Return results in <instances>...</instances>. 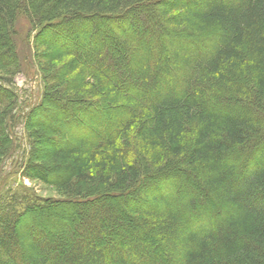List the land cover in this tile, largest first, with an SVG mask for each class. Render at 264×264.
Segmentation results:
<instances>
[{
	"label": "trees",
	"instance_id": "obj_1",
	"mask_svg": "<svg viewBox=\"0 0 264 264\" xmlns=\"http://www.w3.org/2000/svg\"><path fill=\"white\" fill-rule=\"evenodd\" d=\"M154 1L159 0H0V73L20 72L13 33L19 17L40 29L33 40L46 50L34 52L45 90L27 114L29 152L22 176L52 185L62 197L8 201L0 209V264H264V0H160V15L171 28L164 30L166 56L163 47L157 56L158 41H141L150 34L145 27L135 32L137 24L122 30L129 31L121 36L130 43L129 61L116 57L99 33L86 32L87 40L79 43L69 35V28L82 30L84 23L125 25ZM64 29V63L54 65L46 53L53 42L42 39ZM167 61L176 67L163 81ZM133 65L143 73L137 74ZM135 86L143 87L142 93ZM9 88L0 78V161L10 144L7 111L17 106ZM216 97L234 98L235 104L211 103ZM43 106L50 108L49 121L58 124L54 130L62 143H48V151L40 143L46 133L32 119ZM93 110L101 121L109 110L127 117L115 122L111 134L91 140L85 131L98 119L76 126V120L52 116ZM50 160L63 165L50 168ZM161 182L177 184L176 189L187 186L186 203L178 208L164 197L157 190ZM208 196L222 208L221 215L214 213L217 225L199 208L210 202ZM99 202L111 208L89 209ZM130 202L139 205L131 208ZM57 207L79 208L85 220V230L69 251L58 249L60 239L52 243L44 228L36 238L32 231L38 224L26 219ZM119 216L129 229L153 227L175 256L163 262L156 259L159 246L101 245L99 219L119 226ZM194 223L205 228H193ZM56 231L72 240L69 224L58 222Z\"/></svg>",
	"mask_w": 264,
	"mask_h": 264
},
{
	"label": "rangeland",
	"instance_id": "obj_2",
	"mask_svg": "<svg viewBox=\"0 0 264 264\" xmlns=\"http://www.w3.org/2000/svg\"><path fill=\"white\" fill-rule=\"evenodd\" d=\"M161 2L162 1L160 0L158 2L154 1L150 3L149 6H145L144 7L145 10L143 9V12H140V14L131 17L130 21L123 22L125 23V25L124 24L115 25L114 23H111L105 25L100 24L95 26L91 23H84L82 26V30H78V29L76 30L74 27L69 28L70 29L69 35L72 33L71 35L75 36L76 42L79 43L80 41L87 40L88 35H86V32L90 34L92 32L97 34L99 33L100 35L103 36L104 43L110 42L112 44L111 47L115 52L116 57H118L120 60L129 61L128 51L130 48L129 47L130 43H126V41H124L121 38L122 35L125 37L126 35L129 36V31L125 30L122 32V30L124 29L123 28L124 26L131 27L132 24L135 28V24H137L139 26L135 32H137L139 28L145 27L147 32L150 34L149 38L147 39L143 38L141 39V41H144L149 45L152 43L159 42V46L156 45L158 46L157 56L161 55L160 54L161 47L165 49V56L169 55V50L165 43L166 38L164 36L166 34L164 30L171 28L167 27V25L164 22V19L160 15L161 8L159 5H162ZM13 30H14L13 33H15L14 35L15 54L19 60L20 72L18 74H15L14 76H5L2 73H0V78L2 82H4L6 85H9L10 87L9 90L15 94L17 100V106L15 108V111L13 110L7 111L9 121L7 122L8 126L6 129L7 130L6 133L9 135L8 140L10 141V144L7 147L9 148V151L7 152L8 156L0 161V209L4 208L8 203V201H12V202L19 201L24 203L27 200H31L34 203L35 202L40 203L41 201L44 200H50V201L62 200V197L59 195L58 192H56L52 188V185L31 181L28 178L22 176L23 167H24L23 165L26 162L27 154L29 152V138L28 135L26 134L27 114L29 109H32L33 107L40 104L45 90V85H44L45 80L44 77L41 75V72L38 70L37 59L36 57H34V52L36 51L37 53L38 51L40 53H43L46 50L43 48L41 42L35 43V41L33 40L34 35L40 32V29H34L32 26L28 24V22L24 19V17L23 18L19 17L17 19ZM62 31H64V33H67L66 30L64 29L57 32V35L55 34L54 36L53 35L49 36L48 34H46V36L42 39L47 41L51 40L53 42L52 43L53 49L51 51H47L46 53H48V56L50 55V58L53 59L54 62L51 64L54 65H62L64 63L61 62L63 60V56L60 49V46L62 45L61 43L65 41L64 39L65 34L62 33ZM171 34L172 32L168 36L170 37ZM53 37L58 38L57 42L54 41ZM205 37H209L208 39H210V35H206ZM99 48L105 50L106 45H101ZM84 51H88V49ZM138 53H140V51H138ZM141 57H143V55H141ZM54 58H57L58 61H55ZM133 66L135 67L136 65ZM175 67L176 66L173 65L171 61H167V64H165L166 71L163 73L162 76L163 81H165L166 78H171L169 77L170 75L171 76L174 75L173 69ZM135 70L137 74L143 73V69H140V67H135ZM11 85H13V87ZM142 89L143 87H139V86H135L134 88V90H136V93H142L141 92ZM234 101H235L234 98L227 99L226 97L224 98L216 97L214 100H212L211 103L219 106H223L225 104L234 105L235 104ZM219 106H213V107L220 108ZM49 109L50 108L48 106H43L41 112H39V114H37L34 118H32L33 120L38 121V123L41 125L40 127H38V131L46 133L42 138H40V143L43 144L41 147L46 151L49 150V148L46 146L48 143L62 145L61 140H59L60 138L57 136L56 131L54 130L58 128V124H52L49 121V119H52L51 115H49ZM97 112L96 110L90 111L88 113L89 115L88 114L85 115L84 113L79 112L75 116L73 115L71 116L69 115V113L59 111L57 112V114L53 113L52 116L59 119H67L70 121L72 119L76 120L75 123L73 121V123L76 124V126L84 125V124L88 126L86 121L90 119H98V122L95 125L88 126L89 128L88 131H85L86 137L87 138L90 137L91 140L97 139L99 133L111 134L114 131L113 128L115 122L117 124L121 122V120L127 117V115L119 114L115 110H109V112L103 115L105 119L101 121L100 119L102 117H99V114ZM6 116L7 114H5V117ZM50 128L52 129L50 130ZM260 142H263V140H261ZM3 147L6 148V144H4ZM243 153H244L243 154L244 157L246 158L248 156L247 155L248 151L244 150ZM254 155L255 158L258 156V155L256 156V154ZM243 161L244 162L241 167L242 169L247 168L246 167L247 161L245 160ZM251 161L252 162L254 161L253 158H251ZM48 165L50 168H60L63 165V163L61 162L55 163L54 161L50 160ZM173 183H174L173 180L169 181V184L173 185ZM180 186H181L180 189H176L177 184H175V186H171L161 182L157 185V190H159L164 197L166 198L169 197L173 201H175V205H177V207L179 208V205L186 203L185 198L188 197L187 190L189 189L187 186H184V184ZM167 189H169V191ZM143 193L148 194V189H145ZM177 196L181 198L176 200ZM208 199L210 202L207 203L206 205L201 204L199 208L203 210H207L209 214L212 216L211 224L217 225L218 219L215 218V214L220 213L221 215L222 208L219 205H216L211 197L208 196ZM112 204L115 205V208L122 209L120 202L113 201ZM129 204L131 208L137 207V205H139L137 204V202L135 203L130 202ZM97 205L94 204L92 207H89V209L94 207V209L99 210L100 207H104L105 205H108L111 208L110 204L107 202L105 203L99 202ZM19 208L22 209L23 206L18 207L17 209ZM211 208L214 211L211 210ZM145 209L147 210L148 207H146ZM161 209H163L162 205L159 211H161ZM37 213L38 214H34L33 216L32 214H29L26 217V219L27 218L29 219L28 222L31 223L34 220L38 224L37 227L33 229L32 234L35 235L36 238H38L39 232L44 228L47 235H49V238L51 239L52 243H54L53 241H55L57 238L60 239L59 246H57V248L60 250L69 251L70 248L73 246V244L75 245V243L77 242L76 238L79 237L80 233H83L82 230H85L84 228L85 220H83L84 218H82L81 216L82 210L79 208L70 210L65 207H57V208H50L49 210H45V211H39ZM123 216L126 218L127 214L124 213ZM118 218H120L118 220L119 226L112 225L110 222H107L105 218L99 219V224H101L104 229V231L102 230L101 232L102 233L101 238L103 242V244L101 245L109 246L110 241H113V242H119L121 248H126V247L133 248V246L135 247V245L144 246V247L147 245L148 246L151 245L152 248H156L157 246H159L160 247L159 251L161 253L156 255V259L158 261H163V262L164 261L169 262L168 261L169 255L175 256L173 254L175 253V251L168 246V244L163 240L161 236L157 235L156 230L153 227L136 225V227L134 226L135 228L129 229L124 224V222L126 223V219L121 218V216H119ZM60 221L69 224L70 229L72 231L71 237L73 241L69 240V238H65L62 236L59 237L58 235L56 236L57 233L56 226ZM199 223H194L193 228H195V226L196 228L199 229L205 228L204 225L202 226V224ZM135 224H138V222H135ZM52 235L54 236V240ZM106 250L108 251L109 247L106 248ZM169 264H171V262H169Z\"/></svg>",
	"mask_w": 264,
	"mask_h": 264
}]
</instances>
